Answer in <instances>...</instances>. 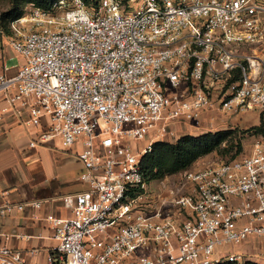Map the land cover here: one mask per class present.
Listing matches in <instances>:
<instances>
[{"label":"built area","instance_id":"obj_1","mask_svg":"<svg viewBox=\"0 0 264 264\" xmlns=\"http://www.w3.org/2000/svg\"><path fill=\"white\" fill-rule=\"evenodd\" d=\"M0 38L24 58L13 77L0 70V95L41 127L29 146L82 144L88 189L62 197L70 217L45 218L56 241L48 264L255 262L218 251L246 244L264 254L263 134L248 154L198 161L159 191L141 167L155 142L176 139L175 123L264 114V0L30 4ZM24 207L0 198V218ZM0 264L29 263L0 246Z\"/></svg>","mask_w":264,"mask_h":264},{"label":"crops","instance_id":"obj_2","mask_svg":"<svg viewBox=\"0 0 264 264\" xmlns=\"http://www.w3.org/2000/svg\"><path fill=\"white\" fill-rule=\"evenodd\" d=\"M0 41V70L10 78L16 75L24 58L17 67L7 69L4 57L18 53L8 47L3 38ZM208 114L201 115L199 128L216 125L210 122ZM26 118V110L10 105L6 97L0 95V198L25 204L22 211L0 218V246L17 252L26 263L48 264V255L56 241L45 218L70 217L72 213L63 205L62 197L88 189L87 183L79 179L83 166L77 154L82 144L77 142L65 148L60 138L54 137L31 147L29 143L37 137L41 127L26 124ZM48 122L47 117L42 118V125ZM172 128L176 138L213 131L194 133V127L183 123H175ZM32 201L41 202L40 208L31 207ZM112 232L113 229L109 230Z\"/></svg>","mask_w":264,"mask_h":264},{"label":"trees","instance_id":"obj_3","mask_svg":"<svg viewBox=\"0 0 264 264\" xmlns=\"http://www.w3.org/2000/svg\"><path fill=\"white\" fill-rule=\"evenodd\" d=\"M59 0H10V8L0 16V27L20 17L25 11L18 10L20 3L33 4L43 10H52L55 2ZM88 8H94L99 0H83ZM257 134L264 135V125L251 128ZM233 128L217 131H208L198 135H184L173 141H158L153 144L152 151L145 155L141 161L144 181L147 185L160 182L168 177L192 168L200 159L219 151L231 139ZM234 147L233 142L227 145ZM237 154L241 151L240 143H236ZM223 151H226L224 149ZM236 158L231 156L228 160ZM245 264H255L245 262ZM257 264V263H256Z\"/></svg>","mask_w":264,"mask_h":264},{"label":"rangeland","instance_id":"obj_4","mask_svg":"<svg viewBox=\"0 0 264 264\" xmlns=\"http://www.w3.org/2000/svg\"><path fill=\"white\" fill-rule=\"evenodd\" d=\"M130 7H133V4H129ZM30 5H27V3H20L18 10L21 11H25ZM10 8V0H0V16L2 13L8 11ZM1 41H0V48L2 47L1 45ZM22 59L21 55L18 54H12V56H5L4 57V64L5 67L7 69H11L14 67H17L20 64V60ZM0 65H1V61H0ZM210 115L209 119L210 122L216 123V125H214L213 127H201L196 128L197 126H192L194 127L193 132L197 133V132H203L205 130L211 129L213 131H217V130H222V129H226V128H233V134L231 135V139L228 140V142L225 144V146L223 145V147L221 149H219V151L214 152L208 156H205L204 158L200 159L199 162H213V161H226L228 160L231 156L236 155V157H241L243 155H246L250 152L251 148H252V142L254 140V137L256 135H258L256 133V131L252 130L251 128L255 127V126H259L261 123L264 125V114L263 112H260L259 110H252V111H247V112H242V113H238L235 115H221L218 113H214V112H209ZM212 119V120H211ZM233 142L234 147L232 149L228 148V144L229 142ZM239 142L240 146H241V151L240 153H236L237 149H236V143ZM224 149H226V151H223ZM176 178L174 176L169 177V179H167L164 182H158V183H153L149 186L150 189H152V191L154 190H158L161 189L163 186L166 185V187H171L174 186V184H176ZM253 247L255 246H251L249 244L246 245H240V246H230V245H225L220 247V249L218 251L223 252L224 250H230L231 252H236V253H240V252H245L246 257L248 259L254 260L255 264H264V254H263V250L260 253V251H256L253 253ZM250 253H253L251 255H248ZM250 262V261H248Z\"/></svg>","mask_w":264,"mask_h":264}]
</instances>
